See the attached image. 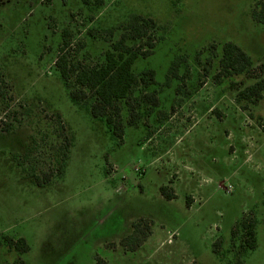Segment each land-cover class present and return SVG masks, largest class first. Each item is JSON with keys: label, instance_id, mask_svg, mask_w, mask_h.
<instances>
[{"label": "rangeland", "instance_id": "374dc122", "mask_svg": "<svg viewBox=\"0 0 264 264\" xmlns=\"http://www.w3.org/2000/svg\"><path fill=\"white\" fill-rule=\"evenodd\" d=\"M262 4L0 0V264H264V92L237 100L264 64V25L252 16ZM139 15L156 22V46L134 70L155 75L130 96L137 126L121 104L120 139L72 101L55 60L65 30L80 66L101 64L123 35L148 50V35L131 33ZM228 41L252 57L249 74L219 75ZM152 92L157 105L141 103ZM65 153L63 175L32 179L57 173ZM243 219L256 227L245 251L232 234ZM138 221L150 235L130 251L122 240ZM5 237H24L30 250Z\"/></svg>", "mask_w": 264, "mask_h": 264}, {"label": "trees", "instance_id": "16d2710c", "mask_svg": "<svg viewBox=\"0 0 264 264\" xmlns=\"http://www.w3.org/2000/svg\"><path fill=\"white\" fill-rule=\"evenodd\" d=\"M252 16L258 23L264 25V4L260 6V9L255 10ZM156 27L157 24L152 18L136 16L133 23L130 24L131 33L134 37L148 35L146 44L149 49L143 50L142 45L137 48L127 46L123 35L106 52L104 61L93 66H80L79 63L70 61L69 52H67L71 45L68 39L69 34L67 30L63 34L60 54L55 60V65L70 90L72 101L81 107H86L96 119L104 121L109 132L120 139H123L125 127L123 120L120 118L122 105L127 106L130 110L131 116L127 123L131 126H137L138 118L142 112H133L134 107L129 103L130 96L139 81L147 86L153 83L155 71L146 69L138 75L134 70V64L140 56L147 57L152 53L151 50L156 44L151 40L153 36L149 31ZM253 65L252 57L238 44L228 41L223 45L222 56L219 61V75L227 74L233 76L246 72L249 74ZM259 68L261 72L257 76V80L239 90L237 97L239 103L241 101L255 103L262 97L264 92V64H261ZM71 75L75 76L72 84L69 82ZM73 85L76 87H73ZM140 100L144 104L152 103L157 105V98L154 92L142 95ZM142 108L144 107L141 106L140 109L142 110ZM243 109H247V104L243 105ZM67 157V153L63 154L62 162L57 173H54L55 175L52 172L46 173L44 176L34 174L31 175L32 179L42 186L49 183L54 176L63 175ZM161 192L168 199L174 198L166 186L161 187ZM140 223L139 221L134 222L132 233L122 240V244L127 247V250H135L150 235V232H144V230H149L148 222L142 228ZM240 223L234 229L233 236H237L240 232L239 237H242L241 241H243L244 251L255 248L256 227L254 221L243 219ZM2 240L3 243L20 253H26L30 250V246L24 237L17 239L5 237ZM96 264H106V262L103 258L97 257ZM236 264H244V262L239 260Z\"/></svg>", "mask_w": 264, "mask_h": 264}, {"label": "crops", "instance_id": "0c3cea01", "mask_svg": "<svg viewBox=\"0 0 264 264\" xmlns=\"http://www.w3.org/2000/svg\"><path fill=\"white\" fill-rule=\"evenodd\" d=\"M24 264V263H23Z\"/></svg>", "mask_w": 264, "mask_h": 264}]
</instances>
